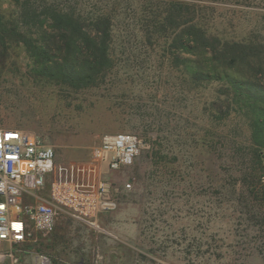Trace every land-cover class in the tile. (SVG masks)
I'll use <instances>...</instances> for the list:
<instances>
[{
  "label": "rangeland",
  "instance_id": "1",
  "mask_svg": "<svg viewBox=\"0 0 264 264\" xmlns=\"http://www.w3.org/2000/svg\"><path fill=\"white\" fill-rule=\"evenodd\" d=\"M3 1L15 17L13 1ZM83 1L86 12L108 7ZM196 2L212 9L218 29L239 35L264 15V0ZM141 35L117 27L110 36L112 88L39 76L22 44L7 45L1 130L38 134L58 162L87 159L103 135L130 133L143 142L129 165L106 176L116 207L99 215L105 233L62 218L36 250L53 264H264L262 212L246 208L240 172L252 153L249 133L240 114H226L229 85L189 79L167 60L163 39L145 45Z\"/></svg>",
  "mask_w": 264,
  "mask_h": 264
},
{
  "label": "trees",
  "instance_id": "2",
  "mask_svg": "<svg viewBox=\"0 0 264 264\" xmlns=\"http://www.w3.org/2000/svg\"><path fill=\"white\" fill-rule=\"evenodd\" d=\"M12 1L15 17L0 0V60L6 59L9 43H20L39 76L76 88L109 85L114 68L109 38L121 27L142 33L145 45L163 39L167 60L181 66L189 79L227 83L232 97L226 114L233 110L242 116L252 151L243 157L240 171L250 203L245 206L249 212L259 207L264 225V15L239 35L218 29L212 9L200 0H107V8L93 12L82 8L83 0ZM227 115L221 112L224 120Z\"/></svg>",
  "mask_w": 264,
  "mask_h": 264
},
{
  "label": "built area",
  "instance_id": "3",
  "mask_svg": "<svg viewBox=\"0 0 264 264\" xmlns=\"http://www.w3.org/2000/svg\"><path fill=\"white\" fill-rule=\"evenodd\" d=\"M142 147L134 134L103 135L87 159L61 164L38 134L0 129V264H53L36 247L62 218L104 234L99 215L116 207L106 176Z\"/></svg>",
  "mask_w": 264,
  "mask_h": 264
},
{
  "label": "crops",
  "instance_id": "4",
  "mask_svg": "<svg viewBox=\"0 0 264 264\" xmlns=\"http://www.w3.org/2000/svg\"><path fill=\"white\" fill-rule=\"evenodd\" d=\"M83 160H85V159H83ZM78 161H82V159H73V160H69V162H78ZM56 162L57 163H61V164H67V163H69L68 161H57L56 160Z\"/></svg>",
  "mask_w": 264,
  "mask_h": 264
}]
</instances>
